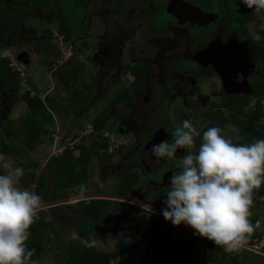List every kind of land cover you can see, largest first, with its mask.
Instances as JSON below:
<instances>
[{
  "label": "flooded vegetation",
  "instance_id": "af4514ba",
  "mask_svg": "<svg viewBox=\"0 0 264 264\" xmlns=\"http://www.w3.org/2000/svg\"><path fill=\"white\" fill-rule=\"evenodd\" d=\"M40 66L48 84L23 89L24 78L40 75ZM36 97L52 116L43 131L64 117L69 136L89 120L92 140L106 144L91 158L98 187H90L87 173L83 196L79 184L66 187L60 201L52 186L47 189V229L65 239L63 264L77 251L106 264L210 262L207 239L163 219L178 161L155 165L150 148L171 142L186 119L201 133L218 126L239 143L264 136V11L240 0H0L2 135L14 133L9 121L19 126L31 112L27 101ZM18 103L26 114L13 115ZM84 132L54 154L70 149L77 157V145L93 144L84 142ZM92 200L101 204L94 220L77 221L69 205L83 208ZM259 208L253 195L249 241Z\"/></svg>",
  "mask_w": 264,
  "mask_h": 264
},
{
  "label": "clouds",
  "instance_id": "9594fccd",
  "mask_svg": "<svg viewBox=\"0 0 264 264\" xmlns=\"http://www.w3.org/2000/svg\"><path fill=\"white\" fill-rule=\"evenodd\" d=\"M255 12L264 11V0H240ZM260 41L261 36L252 34ZM199 138V145H196ZM239 136H226L218 126L202 133L190 120H183L171 142L151 145L152 163L176 160L160 213L173 226L193 229V235L213 242L225 253L244 249L254 231L250 221L254 191L264 185V138L239 143ZM178 150L184 154L177 156ZM6 170V171H5ZM25 170L0 154V264H29L33 249L26 242L30 227L44 207L34 191L17 185ZM83 196L87 186H76ZM77 239V233H72ZM89 247L91 242H85Z\"/></svg>",
  "mask_w": 264,
  "mask_h": 264
},
{
  "label": "trees",
  "instance_id": "16d2710c",
  "mask_svg": "<svg viewBox=\"0 0 264 264\" xmlns=\"http://www.w3.org/2000/svg\"><path fill=\"white\" fill-rule=\"evenodd\" d=\"M28 107L31 110L30 114L25 118L24 121H21L19 126L15 125L13 130L14 133L19 138V143L12 142L7 144L0 141V152L9 154L12 156H25L29 152L33 151L37 144L40 142V137L43 131V124L45 122L52 121V116L47 110V107L39 98L33 99V101L28 100ZM53 108V107H52ZM54 109V108H53ZM95 127L99 124L96 121H93ZM99 128V127H97ZM260 138H264L262 135ZM258 138V139H260ZM255 140V139H254ZM253 141V140H252ZM251 141V142H252ZM92 145L87 147L86 145H77V148H80L81 153L76 157L73 155L70 149L64 151L63 154L51 155L48 157V160L44 163L42 170L37 173L35 177V189L36 192L41 197L47 198V189L53 187L54 190V201H60L66 196L65 189L66 187L76 186L77 184L87 185V170L89 167V160L92 158L93 154L98 153L99 149L106 147V144L103 142L98 143V141L93 140ZM30 180H33V176L30 175ZM76 188V187H75ZM75 188H72V192L76 193ZM71 189V188H70ZM254 196L262 197L264 196V185L258 191H254ZM51 199L48 197V202ZM79 205L81 204H71V212L75 215L77 221H92L97 214L98 208L101 204L97 200H92L90 204H86L83 208ZM40 214V212H39ZM30 227V237L26 242L28 249H36L41 247L45 237V232L50 223L42 216H39ZM255 216H251L249 219L253 225L255 221ZM54 230V227H53ZM257 234L251 238V241L257 239ZM208 241V240H207ZM208 246L210 250V262L215 264H225L229 261L230 264H239L241 249L238 252L225 253L223 248L220 246H215L213 242L208 241ZM264 249V247H263ZM71 255L66 264H102L107 263V261H98V259L93 258L91 255Z\"/></svg>",
  "mask_w": 264,
  "mask_h": 264
},
{
  "label": "rangeland",
  "instance_id": "374dc122",
  "mask_svg": "<svg viewBox=\"0 0 264 264\" xmlns=\"http://www.w3.org/2000/svg\"><path fill=\"white\" fill-rule=\"evenodd\" d=\"M71 53V51H70ZM40 75L34 74L32 76H28L24 78V84L22 86L23 89H27L30 87H33L34 84H38L39 86L48 84L47 76L49 73L45 70V68H41V66L38 68ZM44 74V75H42ZM49 77V76H48ZM47 81V82H46ZM22 89V90H23ZM45 93V90H41V94L43 95ZM27 110L23 103H18L16 107L14 108L13 115H22L26 114ZM93 112L90 111L89 115L92 116ZM57 126L55 129H52L50 132H43L40 137V142L37 144L36 148L26 154L25 156H12L9 154H5L0 152L5 158V160L11 161L14 166H19L25 170V175L21 177L19 184L17 185L21 189H27L29 191H34L35 189V177L37 173H39L42 170V167L44 163L48 160V157L51 155H55L54 153H57V149H61L62 146H70L72 143H70L73 139H71V136L73 134L78 135V142L81 140V131H85L83 134V139H85V143H90L92 140V137L94 136L93 133L89 134V131L91 130V123L89 120H84L82 128L71 130V133L69 136H66L64 134L65 126L67 124V119L64 117H57ZM17 121L13 122V120L9 121V124L11 127L14 128ZM64 126V127H63ZM80 135V136H79ZM9 136V137H8ZM3 141L7 144H11L12 142L19 143V138L15 133H10L9 135L5 136L0 133V141ZM55 141V142H54ZM57 147H53V143H57ZM116 143V140H114ZM113 143V142H112ZM57 150V151H56ZM59 153V152H58ZM6 171V170H5ZM87 173L89 174L90 179V187H98V182L94 180V174L96 173L94 160L91 159L89 162V167L87 170ZM30 175L33 176V180L29 181ZM44 201V207L43 210L40 211L39 216L44 217L45 219H50V213L49 209L45 206L48 204V198L42 197ZM59 201V200H58ZM258 222L256 223V234L257 239L255 241H248L247 249L244 248L241 252L240 256V262L239 264H264V196L260 197V208L258 213ZM49 230L47 229L45 232V239L42 242V246L38 247L36 249H33V256L30 258L29 264H63L62 259V251L64 247V238H60L59 236L54 235L50 236ZM64 241V242H63ZM262 244V248H257L256 246ZM256 245V246H255ZM259 251V255L255 252ZM205 261V260H204ZM116 264V263H114ZM126 264V263H125ZM128 264H132L129 262ZM196 264H215L214 262H200L197 261ZM225 264H230L229 261H227Z\"/></svg>",
  "mask_w": 264,
  "mask_h": 264
},
{
  "label": "built area",
  "instance_id": "2783aa9c",
  "mask_svg": "<svg viewBox=\"0 0 264 264\" xmlns=\"http://www.w3.org/2000/svg\"><path fill=\"white\" fill-rule=\"evenodd\" d=\"M255 246H256V245H255ZM256 247H257V248H260V246H259V245H257ZM245 248L247 249V246H246Z\"/></svg>",
  "mask_w": 264,
  "mask_h": 264
}]
</instances>
